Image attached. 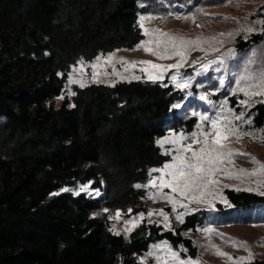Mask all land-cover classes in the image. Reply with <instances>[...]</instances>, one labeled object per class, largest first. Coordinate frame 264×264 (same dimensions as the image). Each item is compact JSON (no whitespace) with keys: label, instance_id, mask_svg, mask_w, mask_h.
<instances>
[{"label":"trees","instance_id":"1","mask_svg":"<svg viewBox=\"0 0 264 264\" xmlns=\"http://www.w3.org/2000/svg\"><path fill=\"white\" fill-rule=\"evenodd\" d=\"M142 1L0 0V264H142L138 256L159 241L195 256L188 231L212 215L252 220L249 213L264 209V195L227 188L230 207L188 213L170 229L143 219L127 236L92 214L99 198L137 213L145 193L136 185L170 159L156 141L198 122L186 106L173 107L197 96L187 99L165 81L91 82L75 86L61 105L54 102L78 61L133 49L145 38ZM263 42L264 30L257 31L239 37L237 50ZM255 109L262 127L264 104ZM87 183L103 194L61 191Z\"/></svg>","mask_w":264,"mask_h":264},{"label":"rangeland","instance_id":"2","mask_svg":"<svg viewBox=\"0 0 264 264\" xmlns=\"http://www.w3.org/2000/svg\"><path fill=\"white\" fill-rule=\"evenodd\" d=\"M142 4L144 8L141 11V16L151 17V19L142 22L143 31L148 29L150 33L145 34L142 41H154L156 38L167 39V37L161 36V33L182 37L186 40H197L199 38V42L195 46H188L183 61L179 56L172 55L171 49L167 53V58L161 59L144 51L142 46L139 49L135 47L133 49H116L112 52L101 53L107 56V54L114 52L115 57L111 65L101 61L100 66L96 69L88 66L95 61L96 57L90 61L84 60L87 63L83 68H81L78 61L71 67L69 74L71 73L74 79H82L87 85L92 82L93 71H107L108 75H101L100 77L104 81L103 83L113 84V81H121L120 76L113 74V65L116 72L128 76L127 80H131L132 75L148 80L147 74L141 71L145 68L154 74L162 72L163 78L159 81L170 82L174 86L187 83L189 87L179 89L187 94V99L191 98L190 100H192L194 96H197L196 101L186 103L183 100L178 103L181 106L177 109L182 110L186 106L184 108L190 110L187 114L197 116V124H202L204 130H211L212 119L227 117L240 132L259 135L261 130H264V125L259 127L255 124L254 116L257 113L255 105L261 103L260 101L264 97L253 96L250 100L251 107L242 105L240 101L247 100L249 97L239 92L238 89L246 88L249 91L258 89L259 80L257 76L259 72L264 70V42L242 53L238 52L236 43L239 37L248 38L253 33L264 30V23H259V21H264V0H143ZM248 28H252L253 31L247 32L246 29ZM148 46L155 47V44ZM159 50L163 52V46ZM121 57L127 61H151L154 64L165 66L180 62V67L178 69H151L150 65L141 63L134 66L130 64L121 66L119 63ZM194 61L195 63H193ZM205 64H209L207 71H204L203 68ZM74 68L77 71L74 72ZM125 69H128V72H125ZM173 77H176L175 81H173ZM68 79L63 92L54 98L57 106L61 105L65 98H70L72 95H69V92H74L75 86H79V84L69 85ZM221 81H224V83L221 84ZM61 95L64 96L62 100L58 99ZM230 96H235L234 104H232L233 101ZM241 113L244 114L241 120H236L235 117ZM201 115H207L209 120L201 122L199 118ZM248 120H251V124L245 122ZM193 131H198L196 126L190 132L182 129L179 131L172 129L165 136L170 133L179 134L183 132L187 134ZM225 143H227L229 149L233 150L232 163H228L226 158L221 168L234 175L226 176L223 172L217 173L214 179L218 180V183L209 185L208 190L199 201L182 198L179 194L172 193L171 189L168 188L163 189V192L180 201V203H177L175 211H173V207L167 199H150L149 194H155L157 189L144 187V185H147L153 177L160 175V173L151 172V169L149 179L145 183L138 184L141 185L139 188L143 189L145 197L137 205L140 209L137 213H134L132 205L126 207H107L103 205L101 198H99L103 192L94 189L91 183H87L90 184L87 192L98 197V203H100L92 210V214L108 219L111 228L115 226V232L127 236L129 234L127 229L133 228L134 225L141 223L143 219L162 224L164 227L168 224L173 227L181 223L176 219V216L181 212L185 213V218L188 213L199 209L217 210L218 203L230 207V202H228L225 194L227 188L246 190L251 188L254 192L264 193V183H262L264 182V174H247L259 167L256 161L264 163V143L249 136L240 139L230 137ZM168 147L170 146H164L162 148L163 152ZM236 152L247 153V155H236ZM252 157H255V160ZM170 160L171 157L167 162H170ZM240 169H245L247 172H240ZM80 187L81 185L71 189V191L74 193L79 192ZM196 195H199V193ZM181 205H187V207ZM104 209H108V211L104 212ZM129 209H131V212H129ZM161 209L168 214V221L164 220L159 211ZM118 210L120 216L116 218ZM150 210L153 214L148 216ZM140 213L145 214L143 219L140 217ZM249 215L252 220H243L241 215L234 214L231 218L219 220L218 216L212 215L210 221L205 225L200 226L195 231H188L186 234L192 237L197 247L195 256H191L188 248L184 246L174 247L167 241H159L153 243L144 255L138 256V260L142 264H179V260L189 261L190 264L192 261L197 262V264H246L247 260L242 261L239 258H246L249 253L252 254L253 259L264 258V209L251 212ZM109 216L114 217V219H109ZM125 221H131V223H125ZM205 228H211L213 231L211 233L204 232L203 229ZM163 242H167V245L179 254V260L172 259L171 253L167 251V247ZM236 242L244 243L237 244ZM153 245H161V247L153 248ZM213 245L216 247H213ZM217 251L228 253L233 259L217 255ZM149 252H152L151 256L148 255Z\"/></svg>","mask_w":264,"mask_h":264},{"label":"snow or ice","instance_id":"3","mask_svg":"<svg viewBox=\"0 0 264 264\" xmlns=\"http://www.w3.org/2000/svg\"><path fill=\"white\" fill-rule=\"evenodd\" d=\"M146 19H151V17H140V27L143 28V21ZM259 23H264V21H259ZM145 34H150L148 29H144ZM158 31V30H157ZM247 32H252V28L246 29ZM161 36L167 37V39H160L156 38L154 41L152 40H145L141 41L140 44L136 46L137 49L144 47V51L151 53L154 56H157L158 58L164 59L167 58V53L169 49L172 51V55L179 56L181 61L184 60L186 56V52L188 50L189 45L195 46L199 42V38L197 40H186L182 37H174L167 33H161ZM155 44V47H149L150 44ZM163 46V52H161L159 49ZM119 51V50H118ZM115 57V53H109L107 56H104V54H100L96 57L95 61L92 62L90 67L93 69H96L100 66V62L104 61L106 64L111 65L113 62V58ZM87 62H85L83 59L79 61V64L81 68H83L86 65ZM119 63L121 66L125 64H130L132 66L136 65L137 63L150 65L151 69H178L180 67V62H177L175 64H169V65H160V64H154L151 61H127L125 58L121 57L119 59ZM195 63V61L193 62ZM211 63V62H209ZM209 67V64L203 65L204 71H207ZM73 71H77L76 68L73 69ZM141 71L145 72L147 74L148 80L151 81H159L163 78L162 72L152 73L149 71V69H141ZM125 72H128V69H125ZM113 74L120 76L122 80H127L128 76L121 74L119 72H116L115 67L113 65ZM101 75H108L107 71L104 72H98L93 71L92 73V82L95 83H103L104 81L100 79ZM131 75V73H129ZM134 80L141 79L140 76H131ZM176 77H173V81H175ZM257 79L259 80L258 89L255 91H249L246 88H239L238 91L244 93L246 96L249 97L247 100H242L240 103L242 105H248L251 107L250 100L253 96L258 97H264V70L259 72ZM69 85L71 84H79V87L83 88L86 86V84L81 80L74 79L72 74H69L68 79ZM115 81H113L114 86ZM221 84L224 83V81L220 82ZM166 86V85H165ZM177 88H187L189 85L187 83L184 84H177ZM75 92H69V95L74 96ZM58 99H64V96L61 95L58 97ZM203 99V97H201ZM261 103H264V99L260 101ZM74 107V105H71ZM181 105L176 104L173 105L174 108H179ZM243 113L236 116V120H241L243 117ZM200 121H208L209 117L207 115H201ZM248 124H251V120L245 121ZM196 128L198 131H193L191 133H170L168 136L163 137L162 139H158L156 141L157 146L163 148L166 145H169L170 147L167 148L165 151V155H169L171 157L170 162H166L163 164V166L159 169H152L151 172L154 173H160L159 176L153 177L147 185H144V187H152L157 189V192L155 194L150 193L149 198L155 199H167L168 202L172 205L173 211L176 210L177 203H180V201L173 198L172 195H169L168 193L163 192V189L168 188L171 189L172 193L179 194L182 198H189L192 201H199L201 197L204 195V193L208 190L209 185H215L218 183V180L214 179L217 173L223 172L226 176L234 175L233 173L227 172L226 170L221 168V165L224 164L225 159L227 158L228 163H232L231 157L233 156V150L228 148L227 143L225 141H228L230 137H236V139H240L244 136H249L254 139H258L259 142L264 143V130H261L259 135H255L253 133L249 132H240L238 128L235 125H232L231 121L228 120L227 117H223L221 119L220 117H217L215 119L211 120V130L207 131L204 130L202 124H197ZM211 137V139H210ZM195 146V147H194ZM236 155H247V153H239L236 152ZM253 160H255V157H252ZM257 164H259V167L256 169L251 170V172H248L249 175H257V174H264V163H260L259 161H256ZM240 172H247L245 169H240ZM167 177V178H166ZM237 178H239L237 176ZM158 181V182H157ZM264 183V182H262ZM90 184L81 185L80 191L76 192V195H79L80 192H87ZM136 187H141V185H136ZM240 190V189H237ZM248 191H252L253 189L249 188ZM61 191H71V189H62ZM199 193V195H196ZM97 194H99L97 192ZM264 195V193H261ZM53 195H59V193H53ZM182 207H187V205H181ZM108 209H104V212H107ZM160 213L163 215L164 220L168 221L169 217L168 214L163 212V210H159ZM129 212H131V209H129ZM153 214L152 210L148 212V216H151ZM94 216L97 214H93ZM140 217L143 219L144 213L139 214ZM185 213L181 212L176 216V219L183 223ZM120 216L119 210L117 211L118 218ZM109 219H114V217L109 216ZM125 223H131V221H125ZM167 228L170 229V224L165 225ZM134 227H138L137 225H134ZM133 228L127 229V231L130 233L134 230ZM115 226L113 228L109 229V231H114ZM204 232L211 233L213 229L211 228H205L203 229ZM114 234L120 235V232H115ZM166 247L167 251L171 253V257L173 260H179V254L172 250L171 246L167 245V242H163ZM237 244H242L244 242H236ZM161 245H153V248H159ZM213 247H216L213 245ZM149 256L152 255V252L148 253ZM217 255H223L227 256L229 259H233L228 253L217 251ZM240 260H247L249 264H251V260L253 259L252 254L249 253L248 257H241ZM179 264H190L189 261L185 260H179ZM191 264H197V262L192 261Z\"/></svg>","mask_w":264,"mask_h":264},{"label":"bare ground","instance_id":"4","mask_svg":"<svg viewBox=\"0 0 264 264\" xmlns=\"http://www.w3.org/2000/svg\"><path fill=\"white\" fill-rule=\"evenodd\" d=\"M75 64V63H74ZM68 70V69H67ZM171 114V113H170ZM168 116V115H167ZM173 123V122H172ZM101 183V182H100ZM142 194V193H141ZM143 195V194H142Z\"/></svg>","mask_w":264,"mask_h":264}]
</instances>
